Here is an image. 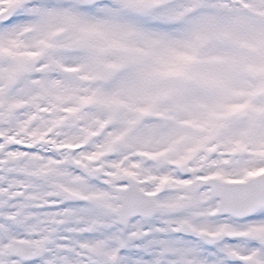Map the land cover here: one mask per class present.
I'll use <instances>...</instances> for the list:
<instances>
[{
  "label": "snow or ice",
  "instance_id": "snow-or-ice-1",
  "mask_svg": "<svg viewBox=\"0 0 264 264\" xmlns=\"http://www.w3.org/2000/svg\"><path fill=\"white\" fill-rule=\"evenodd\" d=\"M0 264H264V0H0Z\"/></svg>",
  "mask_w": 264,
  "mask_h": 264
}]
</instances>
